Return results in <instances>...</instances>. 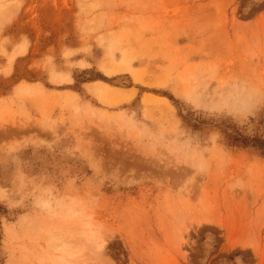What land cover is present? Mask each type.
<instances>
[{
	"label": "rangeland",
	"instance_id": "rangeland-1",
	"mask_svg": "<svg viewBox=\"0 0 264 264\" xmlns=\"http://www.w3.org/2000/svg\"><path fill=\"white\" fill-rule=\"evenodd\" d=\"M0 264H264V0H0Z\"/></svg>",
	"mask_w": 264,
	"mask_h": 264
},
{
	"label": "trees",
	"instance_id": "trees-1",
	"mask_svg": "<svg viewBox=\"0 0 264 264\" xmlns=\"http://www.w3.org/2000/svg\"><path fill=\"white\" fill-rule=\"evenodd\" d=\"M234 141H236V142H240L242 146H243V145H246L247 142H248L247 139H245L244 137H242V136L239 135V134H238V137H234Z\"/></svg>",
	"mask_w": 264,
	"mask_h": 264
},
{
	"label": "bare ground",
	"instance_id": "bare-ground-1",
	"mask_svg": "<svg viewBox=\"0 0 264 264\" xmlns=\"http://www.w3.org/2000/svg\"><path fill=\"white\" fill-rule=\"evenodd\" d=\"M104 241V240H103ZM101 242H99V244H98V246H97V249H99L100 250V252H102V250H103V248L105 247V242H102V244H100ZM57 248H59L60 247V245L59 246H56Z\"/></svg>",
	"mask_w": 264,
	"mask_h": 264
}]
</instances>
